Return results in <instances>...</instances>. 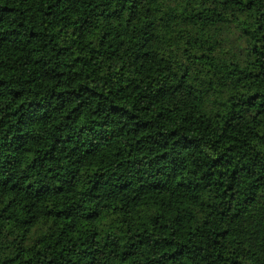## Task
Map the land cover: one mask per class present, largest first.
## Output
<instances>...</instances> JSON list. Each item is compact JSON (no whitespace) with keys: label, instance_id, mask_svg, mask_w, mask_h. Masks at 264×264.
<instances>
[{"label":"trees","instance_id":"trees-1","mask_svg":"<svg viewBox=\"0 0 264 264\" xmlns=\"http://www.w3.org/2000/svg\"><path fill=\"white\" fill-rule=\"evenodd\" d=\"M0 264H264V0H0Z\"/></svg>","mask_w":264,"mask_h":264}]
</instances>
